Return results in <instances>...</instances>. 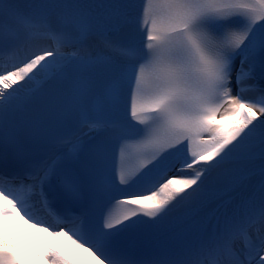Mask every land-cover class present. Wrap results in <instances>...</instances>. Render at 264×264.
Returning <instances> with one entry per match:
<instances>
[{"label":"snow or ice","instance_id":"6c2138e0","mask_svg":"<svg viewBox=\"0 0 264 264\" xmlns=\"http://www.w3.org/2000/svg\"><path fill=\"white\" fill-rule=\"evenodd\" d=\"M260 117L264 0H0V235L16 216L47 233V264H81L62 238L101 264H264ZM228 164L259 179L206 211Z\"/></svg>","mask_w":264,"mask_h":264},{"label":"bare ground","instance_id":"6f19581e","mask_svg":"<svg viewBox=\"0 0 264 264\" xmlns=\"http://www.w3.org/2000/svg\"><path fill=\"white\" fill-rule=\"evenodd\" d=\"M8 241V240H7ZM9 242V241H8ZM46 261V260H45ZM45 264H47V261H46V263Z\"/></svg>","mask_w":264,"mask_h":264}]
</instances>
